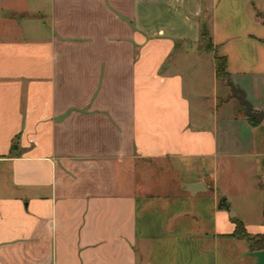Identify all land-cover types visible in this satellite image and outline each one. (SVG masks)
Instances as JSON below:
<instances>
[{"label":"crops","instance_id":"crops-1","mask_svg":"<svg viewBox=\"0 0 264 264\" xmlns=\"http://www.w3.org/2000/svg\"><path fill=\"white\" fill-rule=\"evenodd\" d=\"M228 81L264 112V0H0V264H264L231 236L264 233V118Z\"/></svg>","mask_w":264,"mask_h":264},{"label":"rangeland","instance_id":"rangeland-1","mask_svg":"<svg viewBox=\"0 0 264 264\" xmlns=\"http://www.w3.org/2000/svg\"><path fill=\"white\" fill-rule=\"evenodd\" d=\"M108 45L105 44L104 41L101 39V52L107 47ZM110 48L108 50H112L113 47L109 45ZM204 50L206 52H213V47L210 42V39L207 36L201 38L200 43L198 46L195 47L194 51L196 50ZM122 51L124 53L125 48L122 47ZM106 53H101V55ZM114 56L113 53H109ZM123 55V54H122ZM118 56L117 58H121L119 62L123 64L129 61L127 56ZM112 56L107 57L104 56L107 60L112 58ZM132 59L136 57V51L133 52L131 55ZM103 57V56H101ZM102 59V58H101ZM187 61H184L183 64H187ZM118 71H110V70H103L101 69V112H103L106 117L103 119L101 118V128H104L106 135L109 137L112 136V132L109 127V123L111 121V115L115 114L118 119L122 122L120 125V131L122 132L121 137L122 141L125 140L126 133H128L129 129V116H130V97H131V84L129 79L130 72L128 70L121 71L120 75L118 76ZM106 76L103 79V76Z\"/></svg>","mask_w":264,"mask_h":264},{"label":"trees","instance_id":"trees-1","mask_svg":"<svg viewBox=\"0 0 264 264\" xmlns=\"http://www.w3.org/2000/svg\"><path fill=\"white\" fill-rule=\"evenodd\" d=\"M205 36H207V33L203 32L201 34V38ZM225 66H226L225 56L215 55L214 56L215 73H216L217 78L220 81H225L228 78V75L225 71ZM217 206L218 208H221V209L229 208L227 200L223 196L219 198ZM233 222L235 224V228H234L233 233L231 234L232 237L245 240L249 246V249L252 251L264 249V233L252 235L247 232L244 224L240 220L233 218Z\"/></svg>","mask_w":264,"mask_h":264},{"label":"water","instance_id":"water-1","mask_svg":"<svg viewBox=\"0 0 264 264\" xmlns=\"http://www.w3.org/2000/svg\"><path fill=\"white\" fill-rule=\"evenodd\" d=\"M228 85L230 86V91L232 95L237 98L241 105L245 108V113L253 118L255 121L259 122L262 118H264V112L255 111L252 109L251 104L245 98V93L238 87H235L231 82L228 81ZM197 187V185H192L187 187V190L193 192V190Z\"/></svg>","mask_w":264,"mask_h":264}]
</instances>
